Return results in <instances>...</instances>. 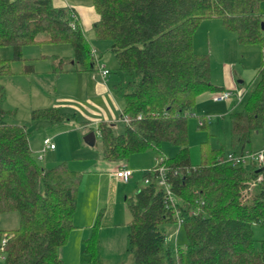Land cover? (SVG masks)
I'll return each mask as SVG.
<instances>
[{"label":"trees","instance_id":"16d2710c","mask_svg":"<svg viewBox=\"0 0 264 264\" xmlns=\"http://www.w3.org/2000/svg\"><path fill=\"white\" fill-rule=\"evenodd\" d=\"M93 1L100 14L96 36L110 40L118 61V67L110 69L117 73L111 88L124 100L121 115L130 117L119 132L117 121L98 123L103 158H129L149 147L160 149L163 141L178 146L164 160L174 204L167 205L166 190L156 175L127 197L132 264H184L185 258L190 264H264V238L257 247L253 230L255 223L264 225V164L225 159L230 151L264 145L263 0ZM73 12L53 0H0V213L20 212L18 226L0 227L2 264H64L60 249L75 227L82 172L67 161L52 166L38 162L26 124L11 119L15 108L6 106L1 81L13 72L15 59L22 61L23 71L34 70L33 63L24 61L23 46L38 42L40 32L47 34L44 41L73 45V56H62L54 71L65 70L63 62L68 59H73L75 68H92L93 47L77 18L76 27L71 25ZM213 16L220 17L240 42L258 43L262 65L245 105L228 112L230 150L207 139L199 145V161L193 162L188 118L195 114L192 110L201 93L223 89L211 79L209 55L194 49L195 30L204 18ZM4 45L12 46V56L2 55ZM77 115L61 106L32 110L34 119L50 124ZM260 173L263 179L257 180ZM179 218V229L187 235L185 247L170 237ZM98 222L99 218L83 240L89 264H106L99 256ZM173 223L176 228L169 227Z\"/></svg>","mask_w":264,"mask_h":264},{"label":"rangeland","instance_id":"374dc122","mask_svg":"<svg viewBox=\"0 0 264 264\" xmlns=\"http://www.w3.org/2000/svg\"><path fill=\"white\" fill-rule=\"evenodd\" d=\"M260 9L264 17L263 5H261ZM201 30L202 34H200L199 40L195 44V51L199 53H207L209 55L211 60L212 81L215 84L224 85V65L227 61V64L232 65L237 86L229 88L232 90V96L227 100L214 101L212 98L213 92L210 91L203 92L198 98L197 104L192 110L196 111L197 114L190 115L188 118L189 146L193 162L199 161V145L202 141L207 139H210L213 146H220L223 144L226 151L230 150V125L228 112L233 109H240L245 105L249 90L243 92L240 87L248 85L251 79L254 78V74L257 72L258 68L262 65L260 51V64L257 66V70L254 68L250 69L247 66L242 57V55L245 54L243 50L246 45H241V49L236 50L229 47L227 53L228 56L229 53L232 54L229 56L231 59L224 60L222 53L220 52L221 48L218 47V44L213 40L212 36V42L210 44V41H208L209 38L207 39L206 34L208 33L206 32L205 27H202ZM40 33L41 35L46 34L45 32ZM90 41L92 43L95 42L96 44H92L93 47H97V50L99 49L98 56L100 62L103 64L105 63L109 68H112V70L116 69L118 67V61L115 53L110 48V42L108 43L110 40L106 38H97V36H95L94 40L90 39ZM250 46H253L254 49L260 48L258 47V44ZM73 51L74 48L70 42L45 41L24 45L23 55L27 57L26 61L34 63L36 71L35 74H25L21 60L15 59L12 61V69L15 72L5 74L1 77V81L3 80L6 88L5 104L9 108H15L14 117H11L12 120H19L26 124V127L29 130L30 145L33 149L34 155L41 165L52 166L60 161H67L71 168L82 172V182L79 189L76 212L79 215L81 212L84 213V215L82 214V221H86V218L89 215L87 212L89 209L92 210L95 208L94 206L98 207L96 221L99 218V229L102 228L105 230L109 236L111 234L126 238L128 245V233L130 230L129 221L132 213L128 206V202L126 201L127 197L134 195L136 190L145 183V176L148 168L151 165L153 166L156 164L157 156H172L177 152L178 146L169 141H163L160 149L149 147L146 150L132 153L129 158L120 159L124 161L126 160L129 167L135 169L130 180L125 181L120 178V184L117 182L111 183L107 180V184H101L102 187L98 190L96 184L98 183V178L96 174L100 173L101 170H105L106 164L119 160L111 161L103 158L100 138L97 139V142L94 145L88 144L84 140V136L89 131V127L87 126L84 128L80 125L84 123V119L93 116L90 111L83 107L85 104H88V102H85L86 99H83V102L81 103L78 100L76 102L73 100L74 103H76V107H74L67 99L60 98L63 93L65 95L74 92L72 85L73 75L61 74L59 77L57 76L55 80H48L44 77H49L50 75L43 74L47 69L54 67L55 63L56 65L60 64L63 55H70ZM1 53L6 57L12 56V46L4 45L1 48ZM72 60L73 59L66 60L63 64L68 66ZM245 60H248V56L245 57ZM96 67H98L97 62H95V68ZM243 67H245L244 70ZM20 70H22V72H19ZM38 72H42V75ZM236 72L239 73L237 74ZM241 72L244 73L242 74ZM110 74H112V77L110 76L109 85H111L113 80L117 77L115 71H112ZM240 78L244 79V81L239 83L238 79ZM118 99L122 100L120 97H118ZM46 106H61L63 110L77 111L78 115L76 119H66L54 124H44L45 120H37L32 117V110L34 108ZM82 108L85 110H82ZM122 108L123 106L121 109L120 107L118 108L119 112L117 113L118 116L115 120L117 121L115 126L116 132L122 131L125 124L121 120ZM198 114L210 116L205 127L199 126ZM91 126L94 127V129L97 128L96 124H92L90 127ZM59 130L60 132L57 134L56 131ZM47 135L52 137L53 141L56 143V147L48 148L44 151L43 139ZM41 153L43 154V157L41 156ZM246 165H248V163H246ZM110 167H112V165H108L107 169ZM253 187L257 189L258 185L255 183ZM109 200L111 202L108 205L107 202ZM114 210L115 218H111V220H109L110 222H107L109 219V213L112 216ZM19 223L20 212L18 210L0 213V227H16ZM171 226L176 228L177 224H170L169 227ZM82 228L85 229L83 226ZM253 230L255 245L260 247L261 240L264 238V225L255 223L253 224ZM171 233L170 237L174 244L178 243L181 247H185L187 242L185 230L183 228L179 229L177 237L175 232ZM101 236L102 233L99 235V242L101 241ZM78 241L79 236L73 232L71 238L60 249L64 264H89V255L84 250V243L83 246H80ZM127 252L129 253H126V255L130 256L133 260V254L130 250ZM100 257L106 264H127V261H123L122 257L108 258V262L107 256ZM2 263L3 259L0 260V264ZM184 264H190L187 258L184 259Z\"/></svg>","mask_w":264,"mask_h":264},{"label":"crops","instance_id":"0c3cea01","mask_svg":"<svg viewBox=\"0 0 264 264\" xmlns=\"http://www.w3.org/2000/svg\"><path fill=\"white\" fill-rule=\"evenodd\" d=\"M53 3L56 6H70L73 8L74 12L76 13L77 16V20L78 23L81 25L86 37L88 38L89 42L92 44H96L95 42L92 43L90 41L94 40L96 33H95V22L99 19L100 14L97 11L95 5H94V1L93 0H53ZM261 5H263L264 7V0L261 3ZM200 26L197 27V29L195 30L194 33V49H195V44L196 42L199 40L200 34H202V27H205L206 32L208 34L207 35V39L208 41H210V44L212 42L211 40V36L213 38V40L218 44V47L221 48L220 52L222 53L223 59L224 60H230L231 58L229 56H231L232 54L227 53V50L229 47H232L234 50L236 49H241V45H246L244 48V55H242L245 63L247 64V66L252 69H256L257 70V66L260 64V59H259V54L261 51V46L258 43H242L239 41L237 34L226 28L223 20L220 19L217 16H213V17H207L204 18L200 24ZM47 37V34H43L41 35V33H38L37 35V39H38V43L41 42H45V38ZM198 37V39H197ZM98 38V37H97ZM110 41H108L109 43ZM220 42V43H219ZM111 43V42H110ZM109 43V44H110ZM206 43V42H205ZM258 44V49H254L253 46L250 45H257ZM211 46V45H210ZM93 47V45H92ZM246 47H251V48H246ZM256 47V46H255ZM94 49H96L97 47H93ZM260 49V50H259ZM99 50V49H98ZM97 50V51H98ZM212 50V47H211ZM74 51L72 54L70 55H63V56H67L68 58H70L71 56H73ZM248 56V60H245V57ZM10 57V56H8ZM27 57L25 56V62ZM70 60V59H68ZM100 61V59H99ZM22 62V61H21ZM28 63H32V62H28ZM228 62H225L224 65V71H225V81H224V85H219L216 84L218 86H221L222 88H234L236 87V83H235V76L232 70V65L227 64ZM23 65V63H22ZM34 65V63H33ZM11 66H12V62H11ZM245 66V65H243ZM65 70L62 71H54L53 67L50 69L46 70V74L43 73L44 75H50L49 77H44L48 80H55V78L61 74L63 75H73V89L74 92H70L68 94L64 93L61 95V99L65 98L68 101H70L71 105H73L74 107H76V103H74L73 100H75V102L78 100L80 103L83 102V99H86L85 102H88V104H85L83 107L85 109H87L88 111H90L93 116L89 117L91 119H84L82 123V127L86 128L87 126L90 129H94V127H90V125L92 124H96L98 125V123L102 120H108V121H115L117 116H118V108L122 106H124V100H119L118 97L115 96V94L112 91L111 85H109V80H110V76L112 74H110L112 71H110L109 75L106 78H103L100 75V72L98 70V67L95 68V65L92 68H88V69H80V68H75L73 67V60L70 61L68 66L64 65ZM260 68V67H259ZM258 68V69H259ZM112 70V68H110ZM245 69V67H243V70ZM13 70V69H12ZM24 70V67H23ZM35 66H34V70L30 71V72H25V74H35ZM15 72V71H13ZM11 72V73H13ZM19 72H22V70H20ZM258 72V70H257ZM257 72L254 74V78L251 79L250 83L246 86H242L240 87V89L244 92L245 90H249L250 86L252 85V83L254 82V80L256 79L257 76ZM8 73V74H11ZM17 73V72H16ZM39 74H41L42 72H38ZM237 74L239 72H236ZM235 73V75H236ZM242 74L244 72H241ZM42 75V74H41ZM240 75V74H239ZM112 77V76H111ZM244 79H238V82H243ZM2 83L4 84L3 80ZM214 83V82H213ZM5 86V85H4ZM87 92V93H86ZM213 92V91H210ZM80 94V95H78ZM202 94V93H201ZM201 94L199 95V97L201 96ZM79 96V97H78ZM82 96V97H80ZM198 97V98H199ZM69 103V102H67ZM79 103V104H80ZM78 104V103H77ZM62 105V104H61ZM78 106V105H77ZM82 108V110H85ZM77 112V111H76ZM195 114H197L196 111ZM199 115V114H198ZM37 120H41V119H37ZM45 120L44 124L49 123L48 120ZM17 122H20L19 120H15ZM22 123V122H20ZM95 131L97 130L94 129ZM60 132L56 131V133L58 134ZM49 136V135H47ZM30 140V138H29ZM85 140V139H84ZM96 140H97V135H96ZM113 161V160H111ZM126 163L128 166V162L125 160H119V161H115V162H111L110 164H106L105 166V170H101L100 173L96 174L97 178H98V183L97 184V189L99 190L102 186L101 184L105 185L107 184V180L111 183H115L117 182L118 184H120L119 182H121L120 177L114 175L112 172L115 171L118 166L121 163ZM108 165H112V167H110L109 169H107ZM152 166V165H151ZM135 169H133L134 171ZM97 172V171H96ZM130 180V179H129ZM128 180V181H129ZM126 181V180H125ZM127 197V196H126ZM125 197V199H126ZM127 201V199H126ZM110 200L107 202L108 205L110 204ZM78 206V205H77ZM95 208H93L92 210L89 209L87 212L89 213V215L86 218V221H82L83 217L82 214L84 215L83 212H81V214L79 215L77 212V209L75 211L74 214V218H73V222L75 224V227L71 230L70 235H69V239L71 238L73 232L76 233L77 236H79V241L78 243H80V246H83V240L84 238L88 237L91 235L92 230H93V224L96 221L97 218V212H98V207L94 206ZM111 218H115V210L114 213L111 214L109 213V219L107 222H110L109 220H111ZM115 224V223H112ZM85 227L84 228H82ZM101 241L99 242V255L102 257L107 256V262H108V258L111 257H122L123 261H127V264H132L133 260L130 258V256H127L126 253H129L127 251H129L128 249V245H127V240L126 238L120 236L118 237L117 235H108V233L103 230L102 228L99 229V235H101ZM68 239V240H69ZM129 241V239H128ZM132 260V261H130ZM131 262V263H129ZM107 264H115V263H107Z\"/></svg>","mask_w":264,"mask_h":264},{"label":"built area","instance_id":"2783aa9c","mask_svg":"<svg viewBox=\"0 0 264 264\" xmlns=\"http://www.w3.org/2000/svg\"><path fill=\"white\" fill-rule=\"evenodd\" d=\"M73 18L70 21L71 25L73 27H76V13L73 12L72 14ZM93 56L95 58V61L98 65V70L100 72V75L103 78H106L110 73V68L104 63H101L99 61L98 51L97 49H92ZM232 96V90L229 88H223L221 90L213 91L212 98L214 101H222L230 99ZM141 114H138V117H140ZM210 116H206V118H202L199 116V123L203 124L206 121H209ZM121 120L125 122H129L130 117L127 114L121 115ZM43 150H47L48 148H55L56 143L53 141L51 136H45L43 139ZM41 156L43 157V154L41 153ZM226 160L232 161L233 163H256L258 165L263 166L264 164V145L261 148L258 149H245L243 152L240 153H234L233 151H230L227 153V156L225 158ZM165 156H157L156 158V164L153 166H150L148 168L147 174L145 176V181L150 182L152 181V175H156V178L158 179V182L160 185H163L166 190V199H167V205L174 204L175 202V196L173 193V190L171 188V184L167 178V172L169 169V166L164 163ZM114 175L128 181L131 176L133 175V169L129 167L126 163H121L118 168L112 172ZM263 179V174L260 173L257 177V180ZM251 188V187H250ZM182 222V219H178V228L176 229L175 233H177L180 224ZM5 241V238L3 239Z\"/></svg>","mask_w":264,"mask_h":264},{"label":"water","instance_id":"95a60500","mask_svg":"<svg viewBox=\"0 0 264 264\" xmlns=\"http://www.w3.org/2000/svg\"><path fill=\"white\" fill-rule=\"evenodd\" d=\"M262 24L264 27V21H262ZM84 139L88 144L94 145L96 143V131L94 129L89 130L85 134Z\"/></svg>","mask_w":264,"mask_h":264}]
</instances>
